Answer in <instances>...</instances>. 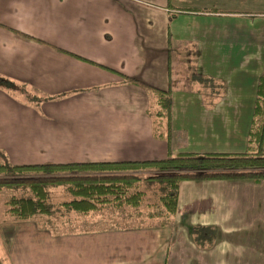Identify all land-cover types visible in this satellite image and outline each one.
Returning a JSON list of instances; mask_svg holds the SVG:
<instances>
[{
  "label": "crops",
  "instance_id": "obj_1",
  "mask_svg": "<svg viewBox=\"0 0 264 264\" xmlns=\"http://www.w3.org/2000/svg\"><path fill=\"white\" fill-rule=\"evenodd\" d=\"M259 4L249 12L177 3L203 10L194 12L168 0H0V77L13 83L0 86V152L12 165L244 153L264 75ZM119 74L169 90L168 139L154 135V94ZM126 208L66 211L71 223L100 224L70 232L6 219L0 260L264 264V180L181 181L163 225ZM192 227L214 228L212 246L196 245Z\"/></svg>",
  "mask_w": 264,
  "mask_h": 264
},
{
  "label": "trees",
  "instance_id": "obj_2",
  "mask_svg": "<svg viewBox=\"0 0 264 264\" xmlns=\"http://www.w3.org/2000/svg\"><path fill=\"white\" fill-rule=\"evenodd\" d=\"M181 1L168 0V4L178 11L203 12L198 8L178 7L177 3ZM119 75L124 81L145 87L154 94V135L164 136L167 129L164 131L163 121L170 118L169 90L157 89L139 79ZM12 84L0 77V86L9 89ZM168 136L167 132L165 139ZM263 136L264 75L258 82L248 146L244 153L185 152L153 161L66 164L12 165L5 161L0 163V189L21 187L27 191V194L22 192L6 201L5 214L16 221H28L35 215H50L47 190L59 186L71 196L70 200L59 204V208L64 211L87 214L107 205L127 206L136 210L141 208L144 197V193L139 190V183L147 181L163 185L164 193L157 202L145 205V211L136 210V215L145 219H158L163 225L175 214L181 181L250 180L258 183L264 180ZM191 234L195 244L202 248L211 247L216 238V230L212 227H192ZM0 264L4 263L0 260Z\"/></svg>",
  "mask_w": 264,
  "mask_h": 264
},
{
  "label": "rangeland",
  "instance_id": "obj_3",
  "mask_svg": "<svg viewBox=\"0 0 264 264\" xmlns=\"http://www.w3.org/2000/svg\"><path fill=\"white\" fill-rule=\"evenodd\" d=\"M259 1L261 0H211V1L210 0H188L186 2H182V1L178 2V4L183 7L184 6H195V5L208 6L212 2H214V5L218 10H237V11L249 10V12H257L261 10L262 8V6L259 4ZM5 161H6V157L3 156L2 153L0 152V163H3ZM139 190H141L144 193V197H143V202L141 203L142 205H140L141 208L136 209L138 211H145V205L149 203L157 202V199L159 198V196H161L164 193L163 185L161 186L158 183H153V182L150 183L147 181H141L139 183ZM22 192L27 194V191L21 187L0 189V222H3L6 219H12L5 214V209H6L5 203L11 196H19ZM47 193H48L47 204L51 209V214L50 215H35L30 219V221L38 218L39 219L38 221L41 220L40 224H42V226L43 224H45L50 229H56L57 231L62 230V229L64 230L65 228L66 232H70L72 230H83V228H86L87 226L91 228L100 227V224H95V225L84 224L83 225V223L81 222H79V224L75 222L73 223L70 222L67 212L59 208L60 203L71 199V196L68 193H66L63 187L59 186V187L49 188L47 190ZM126 210L128 211V213L129 212L132 213V214H129V216L138 214L135 209L126 208ZM46 217L49 219L50 223H48V219ZM44 219H46L45 222H43ZM137 219L138 218H136L132 222L135 223ZM138 220H141V222L146 221L145 218H142V217L141 219L139 218ZM13 221H16V220L13 219ZM72 226H75V227H72Z\"/></svg>",
  "mask_w": 264,
  "mask_h": 264
}]
</instances>
